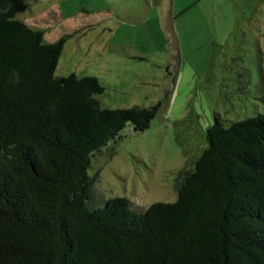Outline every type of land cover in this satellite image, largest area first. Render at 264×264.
Here are the masks:
<instances>
[{"label":"trees","instance_id":"1","mask_svg":"<svg viewBox=\"0 0 264 264\" xmlns=\"http://www.w3.org/2000/svg\"><path fill=\"white\" fill-rule=\"evenodd\" d=\"M28 7L0 0V264H264V115H216L177 201L91 207L93 157L158 106L106 109L97 77H57L66 40L18 19Z\"/></svg>","mask_w":264,"mask_h":264},{"label":"rangeland","instance_id":"2","mask_svg":"<svg viewBox=\"0 0 264 264\" xmlns=\"http://www.w3.org/2000/svg\"><path fill=\"white\" fill-rule=\"evenodd\" d=\"M24 1L18 19L66 40L57 77H97L106 109L158 106L149 129L129 125L93 157L91 207L177 201L216 115H264V0Z\"/></svg>","mask_w":264,"mask_h":264}]
</instances>
